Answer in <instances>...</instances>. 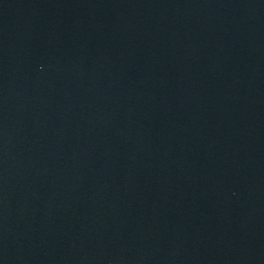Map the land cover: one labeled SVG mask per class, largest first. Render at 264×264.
Masks as SVG:
<instances>
[{"label": "water", "instance_id": "1", "mask_svg": "<svg viewBox=\"0 0 264 264\" xmlns=\"http://www.w3.org/2000/svg\"><path fill=\"white\" fill-rule=\"evenodd\" d=\"M0 264H264V0H0Z\"/></svg>", "mask_w": 264, "mask_h": 264}]
</instances>
